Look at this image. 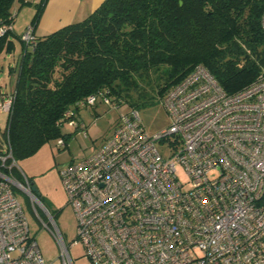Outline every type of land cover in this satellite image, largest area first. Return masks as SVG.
Listing matches in <instances>:
<instances>
[{"label": "built area", "instance_id": "1", "mask_svg": "<svg viewBox=\"0 0 264 264\" xmlns=\"http://www.w3.org/2000/svg\"><path fill=\"white\" fill-rule=\"evenodd\" d=\"M32 32L21 38L29 43ZM98 101L116 106L96 94L82 104ZM11 104L0 97V110ZM162 104L171 122L160 132L149 134L137 110L123 112L96 151L59 170L77 219L73 243L91 264H264V78L227 93L197 65ZM67 125L86 134L74 118ZM15 163L10 149L0 154V264H55L42 257L16 188L47 216L57 264H74L55 217L27 177L12 174Z\"/></svg>", "mask_w": 264, "mask_h": 264}, {"label": "trees", "instance_id": "2", "mask_svg": "<svg viewBox=\"0 0 264 264\" xmlns=\"http://www.w3.org/2000/svg\"><path fill=\"white\" fill-rule=\"evenodd\" d=\"M16 1L0 0V27L10 26L0 36V53L15 49ZM46 2L37 3L30 21L32 41L17 36L9 90L0 85V97L12 98L0 154L10 149L15 162L51 140L65 141L68 120L84 123L80 107L96 105L82 104L89 95L106 96L129 112L162 103L197 65L227 93L264 78V0H103L79 21L36 33ZM11 170L23 178L16 166Z\"/></svg>", "mask_w": 264, "mask_h": 264}, {"label": "rangeland", "instance_id": "3", "mask_svg": "<svg viewBox=\"0 0 264 264\" xmlns=\"http://www.w3.org/2000/svg\"><path fill=\"white\" fill-rule=\"evenodd\" d=\"M25 1L27 2L22 3L19 0L15 2L17 13L13 22V31L17 36H20L30 24L40 0ZM17 36L13 37L15 44L13 53H0V85L1 90L4 91H8L10 87L8 66L12 63L13 57L17 56L20 51L21 45ZM127 110L124 106L117 108L99 101L94 107L88 109L80 107L78 115L86 124L85 135L74 131L66 124L62 128V132L69 134V137L63 146H58L56 139L51 140L42 145L31 156L15 163L16 168L30 179L31 186L38 192L42 205L55 217L56 224L69 247V253L74 264H91V262L85 256L81 242L73 243L76 238L77 219L74 208L68 203L59 170L64 165L96 151L113 132L120 119V114ZM138 113L145 130L149 134L160 132L171 122V118L161 102L139 109ZM6 123L7 114L0 110V131L6 127ZM157 145L160 146V143L157 142ZM180 176L184 178L183 175ZM19 180L23 181V178H19ZM15 195L26 216L29 230L35 236L42 257L45 261H53L57 264L60 248L51 230L44 226L48 222L47 216L36 204L37 216L29 196L19 188L15 189Z\"/></svg>", "mask_w": 264, "mask_h": 264}, {"label": "crops", "instance_id": "4", "mask_svg": "<svg viewBox=\"0 0 264 264\" xmlns=\"http://www.w3.org/2000/svg\"><path fill=\"white\" fill-rule=\"evenodd\" d=\"M102 1L47 0L35 32L55 31L71 22L79 21L96 9Z\"/></svg>", "mask_w": 264, "mask_h": 264}]
</instances>
